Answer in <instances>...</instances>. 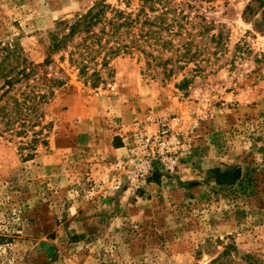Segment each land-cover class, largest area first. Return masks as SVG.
Masks as SVG:
<instances>
[{
  "label": "rangeland",
  "instance_id": "rangeland-1",
  "mask_svg": "<svg viewBox=\"0 0 264 264\" xmlns=\"http://www.w3.org/2000/svg\"><path fill=\"white\" fill-rule=\"evenodd\" d=\"M100 1L0 0V48L48 58L30 83L53 93L26 128L0 124V264H264V0L192 1L144 53L82 75L79 40L52 45ZM164 122L178 163L141 178Z\"/></svg>",
  "mask_w": 264,
  "mask_h": 264
},
{
  "label": "trees",
  "instance_id": "trees-1",
  "mask_svg": "<svg viewBox=\"0 0 264 264\" xmlns=\"http://www.w3.org/2000/svg\"><path fill=\"white\" fill-rule=\"evenodd\" d=\"M136 9L130 10V3L125 0L124 8L100 1L84 14L77 15L72 21H65V36L62 41L54 37V49L65 43V50L75 39L79 41L71 46L72 57L77 55L80 74H88V63L97 62L102 57V67L108 66L109 60L132 51L144 53L143 44H156L163 39L162 32H173V25L179 18H186L183 8L191 7L187 0L183 5L177 0H138ZM170 23V24H169ZM165 26V27H164ZM57 40V41H56ZM149 46H153L150 44ZM50 63L47 58L42 64H33L18 45H2L0 48V124L5 130H13L16 125L26 128L33 121L32 114H37L35 106L48 99L53 93L38 91L30 80L36 78L39 69ZM94 71L91 77L99 76ZM41 78L38 79L40 81ZM49 84L47 75L41 80ZM51 84V82H50ZM1 132V130H0ZM241 171L232 169L226 173H215L218 185L232 186L240 178Z\"/></svg>",
  "mask_w": 264,
  "mask_h": 264
},
{
  "label": "built area",
  "instance_id": "built-area-1",
  "mask_svg": "<svg viewBox=\"0 0 264 264\" xmlns=\"http://www.w3.org/2000/svg\"><path fill=\"white\" fill-rule=\"evenodd\" d=\"M169 123H162V130L157 138L141 137L139 148L137 176L144 178L153 171L155 166L173 169L179 157L172 150Z\"/></svg>",
  "mask_w": 264,
  "mask_h": 264
},
{
  "label": "crops",
  "instance_id": "crops-1",
  "mask_svg": "<svg viewBox=\"0 0 264 264\" xmlns=\"http://www.w3.org/2000/svg\"><path fill=\"white\" fill-rule=\"evenodd\" d=\"M120 150L123 151L122 149H117V151H120Z\"/></svg>",
  "mask_w": 264,
  "mask_h": 264
}]
</instances>
